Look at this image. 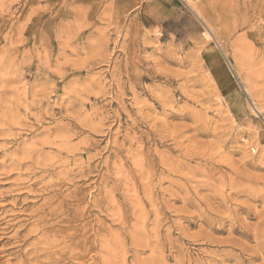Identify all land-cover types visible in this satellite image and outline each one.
<instances>
[{
	"label": "rangeland",
	"instance_id": "obj_1",
	"mask_svg": "<svg viewBox=\"0 0 264 264\" xmlns=\"http://www.w3.org/2000/svg\"><path fill=\"white\" fill-rule=\"evenodd\" d=\"M263 206L264 0H0V264H264Z\"/></svg>",
	"mask_w": 264,
	"mask_h": 264
},
{
	"label": "bare ground",
	"instance_id": "obj_2",
	"mask_svg": "<svg viewBox=\"0 0 264 264\" xmlns=\"http://www.w3.org/2000/svg\"><path fill=\"white\" fill-rule=\"evenodd\" d=\"M175 115V114H174ZM173 146V145H172ZM183 151V150H182ZM186 153V152H185ZM184 156V155H183ZM213 161V160H212ZM188 162V161H187ZM186 163V162H185ZM62 166V165H61ZM199 166V165H198ZM239 166V165H238ZM243 167V166H242ZM58 168V167H57ZM226 168V167H225ZM217 170H218V168H217ZM193 171V170H192ZM166 173V172H165ZM223 174V173H222ZM215 175V174H214ZM228 175H229V173H228ZM232 175V174H231ZM104 176V175H103ZM161 177V176H160ZM209 177V176H208ZM221 178V177H220ZM150 179V178H149ZM176 179V178H175ZM212 180H214V179H212ZM214 183V182H213ZM200 184V183H199ZM235 184V183H234ZM230 185V184H229ZM236 185V184H235ZM211 186V185H210ZM222 186V185H221ZM212 187V186H211ZM215 187V186H214ZM243 187H245V186H243ZM220 188V187H219ZM225 188V187H224ZM251 188H252V186H251ZM214 189V188H213ZM47 191V190H46ZM229 191V190H228ZM163 194V193H162ZM179 194V193H178ZM199 194V193H198ZM225 194V193H224ZM250 195V194H249ZM242 196V195H241ZM201 197V196H200ZM51 198H52V196H51ZM55 198V197H54ZM176 198H178V197H176ZM228 198V197H227ZM199 199V198H198ZM232 199V198H231ZM49 200V199H48ZM207 200V199H206ZM257 200V199H256ZM259 200V199H258ZM183 201V200H182ZM235 201V200H234ZM250 202V201H249ZM227 203V202H226ZM262 203V202H261ZM46 204V203H45ZM228 204V203H227ZM240 204V203H239ZM208 205V204H207ZM210 205V204H209ZM259 205V204H258ZM215 207H216V205H215ZM222 207V206H221ZM261 207V206H260ZM264 207V206H263ZM52 208V207H51ZM198 208V207H197ZM205 208V207H204ZM218 208V207H217ZM249 208V207H248ZM255 209V208H254ZM48 210V209H47ZM78 210V209H77ZM38 211V210H37ZM76 211V210H75ZM101 211V210H100ZM102 212V211H101ZM220 212V211H219ZM247 212V211H246ZM212 213V212H211ZM254 213H255V210H254ZM253 213V214H254ZM38 214V213H37ZM252 214V215H253ZM262 214V213H261ZM76 215V214H75ZM83 215V214H82ZM217 215V214H216ZM45 216V215H44ZM106 217V216H105ZM234 217V216H233ZM254 217V216H253ZM258 217V216H257ZM38 218V217H37ZM255 218V217H254ZM36 219V218H35ZM42 219V218H41ZM59 219V218H58ZM197 219V218H196ZM213 219V218H212ZM256 219V218H255ZM217 220V219H216ZM46 221V220H45ZM47 222V221H46ZM41 223V222H40ZM234 223V222H233ZM239 224V223H238ZM256 224V223H255ZM206 225V224H205ZM59 226V225H58ZM247 227V226H246ZM229 228V227H228ZM241 228V227H240ZM250 228V227H249ZM262 228V227H261ZM44 229V228H43ZM52 229V228H51ZM64 229V228H63ZM252 229V228H251ZM48 230H50V229H48ZM58 230H59V228H58ZM245 230V229H244ZM35 231V230H34ZM62 231V230H61ZM64 231V230H63ZM85 231V230H84ZM89 231V230H88ZM237 231V230H236ZM259 231V230H258ZM262 231H264V230H262ZM262 231L260 232V233H262ZM59 232V231H58ZM81 232V231H80ZM235 232V231H234ZM245 232V231H244ZM253 232V231H252ZM246 233V232H245ZM259 233V234H260ZM242 234V233H241ZM258 234V233H257ZM249 235V234H248ZM255 236V235H254ZM264 235H262V237H263ZM258 237H260L261 238V236L259 235H257V237L255 236L254 238H258ZM195 240V239H194ZM254 240V239H253ZM259 240V238L257 239V240H255L256 242ZM264 240V239H263ZM214 241V240H213ZM217 241V240H216ZM217 244V243H216ZM235 245V244H234ZM242 245V244H241ZM251 245V244H250ZM256 246H254L255 247V252L254 253H252L253 255H250V256H248L249 258L247 259V261H248V263L250 262V261H252L253 259H256L257 258V254L260 252L262 255H264V245L262 246V245H258V244H255ZM239 246V245H238ZM69 249L71 248V249H74L75 248V243L74 242H72L69 246ZM229 247V246H228ZM236 247V246H235ZM246 247V246H245ZM241 248V247H240ZM56 249V248H55ZM54 249V250H55ZM62 249V248H61ZM71 249H70V251H71ZM244 249V248H243ZM222 250H224V249H222ZM227 250V249H226ZM238 250V249H237ZM242 251V250H241ZM244 252H246V250L244 249L243 250ZM56 251H52V253H55ZM206 252H208V251H206ZM221 252V251H220ZM249 252V251H248ZM59 253V251L56 253V254H58ZM243 253V252H242ZM241 253V254H242ZM25 254V253H24ZM62 254V253H61ZM60 255V254H59ZM213 255V254H212ZM243 255V254H242ZM57 256V255H56ZM246 256V255H245ZM71 257V256H70ZM202 258V257H201ZM216 258V257H215ZM233 258V257H232ZM39 259V258H38ZM218 259V258H217ZM35 260V259H34ZM42 260V259H41ZM76 260V259H75ZM263 260V259H262ZM56 261V260H55ZM46 262V261H45ZM74 262V261H73ZM199 262V261H198ZM25 263V262H24ZM42 263V262H41ZM61 263V262H60ZM180 263H182V262H180ZM244 263V262H243ZM26 264V263H25ZM46 264V263H45ZM197 264V263H196ZM206 264V263H205ZM239 264V263H238Z\"/></svg>",
	"mask_w": 264,
	"mask_h": 264
}]
</instances>
